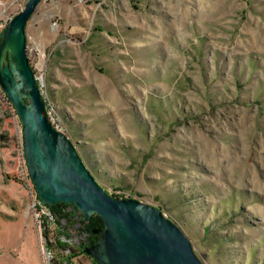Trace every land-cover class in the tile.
<instances>
[{
	"label": "rangeland",
	"instance_id": "1",
	"mask_svg": "<svg viewBox=\"0 0 264 264\" xmlns=\"http://www.w3.org/2000/svg\"><path fill=\"white\" fill-rule=\"evenodd\" d=\"M27 3L0 1V34ZM25 31L109 195L160 209L203 264H264V0H43ZM75 212L38 197L0 86V264H97Z\"/></svg>",
	"mask_w": 264,
	"mask_h": 264
},
{
	"label": "water",
	"instance_id": "2",
	"mask_svg": "<svg viewBox=\"0 0 264 264\" xmlns=\"http://www.w3.org/2000/svg\"><path fill=\"white\" fill-rule=\"evenodd\" d=\"M3 1V0H0ZM43 0L25 9L0 34V86L23 126L24 153L38 197L49 207H74L103 229L85 249L97 264H203L183 231L160 209L109 195L75 144L48 118L46 102L27 57L26 26Z\"/></svg>",
	"mask_w": 264,
	"mask_h": 264
},
{
	"label": "trees",
	"instance_id": "3",
	"mask_svg": "<svg viewBox=\"0 0 264 264\" xmlns=\"http://www.w3.org/2000/svg\"><path fill=\"white\" fill-rule=\"evenodd\" d=\"M13 134L14 133H12V131H10V136H9V133H8L7 138H10V140H12L11 138H12V136H14ZM1 138H4V137H1ZM18 158H19L18 155H15L13 157V160H14V162H16L17 166L19 165L18 164L19 163V161H18L19 159ZM61 208L62 209H67L68 206L64 205V204H58L55 207H53V209L55 211H57L58 209H61ZM82 223L86 225V223L84 221ZM101 228H104V223H103L102 219L100 217H98V216H94L92 218L91 222L87 223L85 231L88 232L90 235H93V231L94 230L101 229Z\"/></svg>",
	"mask_w": 264,
	"mask_h": 264
},
{
	"label": "built area",
	"instance_id": "4",
	"mask_svg": "<svg viewBox=\"0 0 264 264\" xmlns=\"http://www.w3.org/2000/svg\"><path fill=\"white\" fill-rule=\"evenodd\" d=\"M46 110H47V113H48V118H49L50 122L52 123V125H53L57 130L61 131V130H60V124L57 123V122L54 120L51 111H50L48 108H47Z\"/></svg>",
	"mask_w": 264,
	"mask_h": 264
},
{
	"label": "flooded vegetation",
	"instance_id": "5",
	"mask_svg": "<svg viewBox=\"0 0 264 264\" xmlns=\"http://www.w3.org/2000/svg\"><path fill=\"white\" fill-rule=\"evenodd\" d=\"M101 229H103V228H101ZM96 239H97V237L94 234L89 236L88 243L90 244V246L92 245L93 242H95Z\"/></svg>",
	"mask_w": 264,
	"mask_h": 264
}]
</instances>
